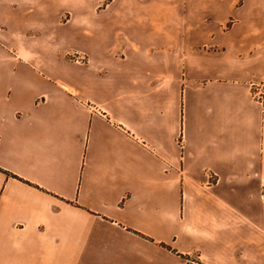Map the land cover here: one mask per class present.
<instances>
[{
    "label": "crops",
    "instance_id": "obj_1",
    "mask_svg": "<svg viewBox=\"0 0 264 264\" xmlns=\"http://www.w3.org/2000/svg\"><path fill=\"white\" fill-rule=\"evenodd\" d=\"M98 1L0 0V264H264V0Z\"/></svg>",
    "mask_w": 264,
    "mask_h": 264
},
{
    "label": "rangeland",
    "instance_id": "obj_2",
    "mask_svg": "<svg viewBox=\"0 0 264 264\" xmlns=\"http://www.w3.org/2000/svg\"><path fill=\"white\" fill-rule=\"evenodd\" d=\"M110 0H99L97 3V9H102L106 6V4ZM169 7H174L173 9H182V10H195L196 8H201L202 2L204 0H166ZM199 2V3H198ZM197 5V6H196ZM171 8V9H172ZM248 10H251V8ZM68 16V14H61V20H65V18ZM248 25H252V23L255 21L254 19L247 20ZM253 21V22H252ZM238 20L234 19L232 16H230L228 19L224 20L223 24L221 25L223 29L229 28L231 26H238ZM228 36V35H227ZM31 36H23V40L21 42L22 47V55L23 58L27 62H38L45 56L37 52V48L40 47V43L33 42ZM41 41V39H40ZM212 42V41H210ZM221 42V41H219ZM221 46V45H219ZM214 48L215 53H223L220 51V47H218V44L215 43L214 45H204V49ZM201 49V47H200ZM82 53L79 51L70 50L66 55L65 58L67 60H70L72 62H75L76 53ZM201 52V50H200ZM232 55V62L236 65L235 67H232V70H240V74H243L247 77H249L254 83L252 84V97L254 100H258L256 98V92L260 91L262 96V86L261 83H264V41H263V49L262 50H247V51H230ZM84 54V53H82ZM85 55V54H84ZM86 60L85 58L82 61L84 62ZM26 62V63H27ZM78 62V61H76ZM259 101V100H258ZM262 101V98H261Z\"/></svg>",
    "mask_w": 264,
    "mask_h": 264
},
{
    "label": "built area",
    "instance_id": "obj_3",
    "mask_svg": "<svg viewBox=\"0 0 264 264\" xmlns=\"http://www.w3.org/2000/svg\"><path fill=\"white\" fill-rule=\"evenodd\" d=\"M77 55H76V58H75V60L76 61H82L84 58H85V55L84 54H82V53H76ZM256 98L259 100V101H261V98H262V96H261V93H260V91H257L256 92ZM179 142H180V140H179Z\"/></svg>",
    "mask_w": 264,
    "mask_h": 264
}]
</instances>
